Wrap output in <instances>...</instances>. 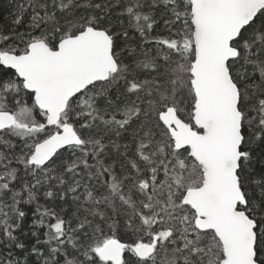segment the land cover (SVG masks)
<instances>
[{"label": "trees", "instance_id": "1", "mask_svg": "<svg viewBox=\"0 0 264 264\" xmlns=\"http://www.w3.org/2000/svg\"><path fill=\"white\" fill-rule=\"evenodd\" d=\"M24 7L17 26V0H0V55L25 54L36 42L55 50L92 28L109 35L117 71L47 125L33 95L0 65V113L13 121L0 131V255L6 244L22 241L23 251L11 248L16 257L33 245L43 252L39 259L29 254L27 264H109L97 252L116 240L125 245L123 264H220L219 242L195 228L194 213L182 203L201 185V168L186 149L174 150L159 121L171 108L194 129L189 0H31ZM232 47L238 57L227 67L239 92L244 155L238 184L243 211L264 223V10ZM60 126L78 143L33 164L34 146ZM144 244L153 252L140 259L131 248ZM254 250L262 264L256 242Z\"/></svg>", "mask_w": 264, "mask_h": 264}, {"label": "water", "instance_id": "2", "mask_svg": "<svg viewBox=\"0 0 264 264\" xmlns=\"http://www.w3.org/2000/svg\"><path fill=\"white\" fill-rule=\"evenodd\" d=\"M193 28L194 59L190 86L194 96L192 124L180 120L169 108L159 116L175 151L187 149L201 168L202 183L185 192L182 203L195 215L199 232H212L222 249L220 264H257L252 219L243 209L237 171L240 152L241 114L239 92L228 63L238 57L232 47L240 32L264 10V0H189ZM0 65L11 70L33 95L36 108L46 115L47 125L57 124L68 103L85 89L106 82L117 71L112 41L103 30L86 28L61 41L55 50L43 42L28 46L25 54L0 55ZM13 121L0 113V131ZM73 133L63 130L37 143L31 162L44 165L73 142ZM125 245L112 240L98 251L102 263L123 264ZM145 259L152 246L136 248Z\"/></svg>", "mask_w": 264, "mask_h": 264}, {"label": "snow or ice", "instance_id": "3", "mask_svg": "<svg viewBox=\"0 0 264 264\" xmlns=\"http://www.w3.org/2000/svg\"><path fill=\"white\" fill-rule=\"evenodd\" d=\"M25 3H28L30 5L31 0H17V9L13 14V24L14 25L18 26L20 23L23 22V17H24V12H25V7H24ZM145 19H147V17H145ZM25 215L26 213L20 212L21 217ZM40 226H43L42 222ZM252 227L254 229L253 236L256 242L258 253L260 256H264V231H262V229H264V223L258 222V220H253ZM15 230H18V227ZM34 235H36V233H34ZM12 240L13 241L17 240L14 234L12 235ZM0 242H3L2 238H0ZM5 246L9 248V251L5 253L4 255H0V264H27V256L29 254L37 257V259L43 256L42 250L36 249L35 245H33L32 248L29 249V252L26 253L24 256L16 257L15 253L11 251V248L15 247L18 251H23L25 247L27 246L22 241H19L15 243L14 245L6 244ZM69 264H71L70 261H69ZM262 264H264V261H262Z\"/></svg>", "mask_w": 264, "mask_h": 264}, {"label": "rangeland", "instance_id": "4", "mask_svg": "<svg viewBox=\"0 0 264 264\" xmlns=\"http://www.w3.org/2000/svg\"><path fill=\"white\" fill-rule=\"evenodd\" d=\"M63 130H70V128L68 127V126H63V127H61L60 126V128H59V131L61 132V131H63ZM73 133V132H72ZM74 134V133H73ZM73 141H75V143H78V138L75 136V134H74V139H73ZM148 245V244H147ZM137 247H139V246H136L135 248L134 247H132L131 248V251H133L134 253H135V255H136V252H135V250H136V248ZM100 249V248H99ZM99 251V250H98ZM137 256V255H136ZM138 257V256H137Z\"/></svg>", "mask_w": 264, "mask_h": 264}, {"label": "bare ground", "instance_id": "5", "mask_svg": "<svg viewBox=\"0 0 264 264\" xmlns=\"http://www.w3.org/2000/svg\"><path fill=\"white\" fill-rule=\"evenodd\" d=\"M116 65H117V63H116ZM228 66V65H227ZM111 75H113V74H111ZM195 129V128H194ZM73 137H74V134H73ZM74 139V138H73ZM183 150V149H182ZM187 150V149H186ZM188 151V150H187ZM32 155V154H31ZM30 158H31V156H30ZM31 161V160H30ZM184 198V197H183ZM182 201H183V199H182ZM144 245H147V244H144ZM140 246H143V245H140ZM139 246V247H140ZM150 246V245H149ZM125 249V248H124ZM136 251V250H135ZM97 255H98V252H97Z\"/></svg>", "mask_w": 264, "mask_h": 264}]
</instances>
